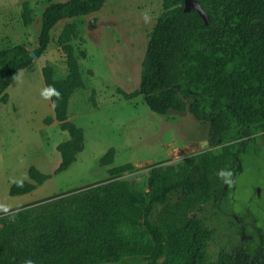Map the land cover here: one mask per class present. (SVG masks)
<instances>
[{
    "label": "trees",
    "instance_id": "1",
    "mask_svg": "<svg viewBox=\"0 0 264 264\" xmlns=\"http://www.w3.org/2000/svg\"><path fill=\"white\" fill-rule=\"evenodd\" d=\"M209 19L205 26L196 11L183 12V0H163L162 15L149 35L138 89L119 91L129 101L141 97L160 117L188 112L208 124L207 137L218 149L194 156L182 166L156 167L148 174V193L115 181L0 217V264H118L130 257H148V264H205L208 232L201 219L182 226L167 225L156 214L173 197L210 194L237 165L242 154L264 132V0H195ZM105 0H68L49 4L40 17L36 48L40 58L55 28L99 12ZM21 22L31 26L32 11L21 0ZM79 39L73 23L65 24L56 44L65 57L67 76L54 80L50 67L42 79L53 109L44 125H59L68 140L56 147L66 171L81 151L83 131L68 121L71 96L84 89L72 43ZM79 56L84 59L85 52ZM24 46L0 50V103L6 90L32 65ZM113 149L100 160L112 163ZM127 164L111 177L132 171ZM51 176L31 167L27 181L15 182L10 197L32 193ZM142 229V231H138ZM241 254L224 264H247Z\"/></svg>",
    "mask_w": 264,
    "mask_h": 264
},
{
    "label": "rangeland",
    "instance_id": "2",
    "mask_svg": "<svg viewBox=\"0 0 264 264\" xmlns=\"http://www.w3.org/2000/svg\"><path fill=\"white\" fill-rule=\"evenodd\" d=\"M65 1L27 0L33 22L24 27L21 0H0V50L24 46L32 52L43 10ZM162 3L105 0L96 14L59 24L47 51L6 90L7 104L0 103V217L115 181L146 194L152 168H177L218 149L209 144L208 124L195 122L188 112L160 117L148 110L141 97L127 101L119 93L138 89L147 42L163 13ZM69 23L79 30L72 47L84 89L71 96L67 116L83 131V141L74 163L53 175L60 164L56 147L68 136L57 123L44 125L45 119L53 118V109L41 71L50 67L54 80L67 76L56 39ZM80 52H85L84 59ZM261 135L264 132L257 136ZM110 149L112 163L100 166L99 160ZM127 164L132 171L110 176V170ZM31 167L50 179L30 194L10 197V187L27 181ZM156 214L167 225L203 221L208 232L205 264H224L225 258L241 254L247 256V264H264V136L240 156L209 198L201 193L187 199L173 197ZM118 264H148V257H130Z\"/></svg>",
    "mask_w": 264,
    "mask_h": 264
},
{
    "label": "water",
    "instance_id": "3",
    "mask_svg": "<svg viewBox=\"0 0 264 264\" xmlns=\"http://www.w3.org/2000/svg\"><path fill=\"white\" fill-rule=\"evenodd\" d=\"M191 10L196 11L200 19L203 21L205 26L209 25V19L206 13L202 10L200 5L195 0H183V12L189 13ZM32 60L37 59L33 52H30Z\"/></svg>",
    "mask_w": 264,
    "mask_h": 264
}]
</instances>
